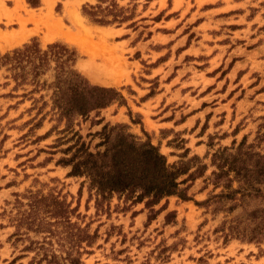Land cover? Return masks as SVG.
<instances>
[{
	"label": "rangeland",
	"instance_id": "obj_1",
	"mask_svg": "<svg viewBox=\"0 0 264 264\" xmlns=\"http://www.w3.org/2000/svg\"><path fill=\"white\" fill-rule=\"evenodd\" d=\"M74 2L0 0V55L32 40L42 49H72L80 75L124 99L74 119L73 132L96 152L104 148L96 135L103 126L126 125L157 146L172 169L187 170L179 181L186 180L180 187L189 199L170 196L148 208L133 203V193L102 197L84 177L68 176L61 163L74 139L62 132L68 123L51 110L50 91L15 89L7 66L0 67V264H37L36 242L60 253L62 224L49 226L56 236L20 224L30 221L32 202L39 207L34 226L41 218L53 222L42 213L52 197L75 210L70 223L96 233L91 246L81 244L82 264H264V185L226 198L211 164L224 148L264 156V0ZM110 3L129 19L99 25L83 14L84 5ZM55 24L64 35L44 41Z\"/></svg>",
	"mask_w": 264,
	"mask_h": 264
},
{
	"label": "trees",
	"instance_id": "obj_2",
	"mask_svg": "<svg viewBox=\"0 0 264 264\" xmlns=\"http://www.w3.org/2000/svg\"><path fill=\"white\" fill-rule=\"evenodd\" d=\"M26 2L31 7L39 6V0ZM83 14L99 25L122 23L129 19L123 16V11L115 3L105 7L100 4L84 5ZM76 59V53L66 45L54 43L42 49L36 40L0 55V67L7 66L15 82V89L29 84L33 89L27 94L41 89L50 91L51 110L58 115L60 121L65 120L68 123L62 132L71 131L70 140L74 139V143L66 149L70 156L61 163L70 167L68 176L84 177L89 189L102 197L113 193H133V203L145 201L148 208L170 196L188 200L186 188L180 187L186 180L179 181V177L187 170L172 169L157 146L148 140L139 141L128 132L126 125L103 126L96 135L101 139L98 146L104 148L96 152H91L77 133L73 132L70 124L74 119L87 118L90 113L98 112L115 102L124 103L122 95L116 89L91 85L80 75L74 68ZM50 71L53 73L51 81L42 79ZM27 94L22 96L26 97ZM40 99L43 100L44 96L41 95ZM42 105L45 107L48 103L43 101ZM241 149L242 146L231 153L224 148L214 153L211 160V164L217 169V172H212L214 185L219 186V179L224 180L222 187L228 191L224 197L229 199H235L238 193L250 194L249 190H254V184L264 185V156ZM204 170L205 166H201L195 173L201 176ZM233 181L238 183L237 189L231 188ZM28 206L31 209L27 214L30 221H26V217L20 221V224H28V230L37 233L43 230L50 236H56L57 233L49 229L50 225L62 224L66 228V234L59 237V246L62 248L58 250L59 254L52 249L51 243L46 248L44 244L36 242L38 247L35 250L41 251L36 263L41 264L44 261L46 264H82L81 255L84 251L81 244L85 242L87 246H91L96 233L90 235L87 228L70 223V216L75 210L52 197L51 205L42 213L48 214L53 222H46L41 218L34 226V221L39 218L31 213L39 211V207L36 208L33 202ZM154 215L155 213L148 219L151 220ZM80 248L82 251H79Z\"/></svg>",
	"mask_w": 264,
	"mask_h": 264
},
{
	"label": "bare ground",
	"instance_id": "obj_3",
	"mask_svg": "<svg viewBox=\"0 0 264 264\" xmlns=\"http://www.w3.org/2000/svg\"><path fill=\"white\" fill-rule=\"evenodd\" d=\"M77 1V0H76ZM74 2V3H77V2ZM46 2H47V0H46ZM49 8V7H48ZM49 18V17H48ZM48 29V28H47ZM57 34V36H58V34H63L64 35V33L63 32H61V29H59V25L58 24H55V25H53V27H51V30H48L46 33H45V35H44V37H43V40L44 41H47V40H50V38H53L55 35ZM67 37V36H66ZM25 37H23L22 39H24ZM21 39V40H22ZM69 42H71V43H76V44H78L79 45V47H81V49H83L85 52H87L86 51V49H85V47L83 46V44L82 43H79V42H77V41H75V40H72V39H69V38H66Z\"/></svg>",
	"mask_w": 264,
	"mask_h": 264
},
{
	"label": "crops",
	"instance_id": "obj_4",
	"mask_svg": "<svg viewBox=\"0 0 264 264\" xmlns=\"http://www.w3.org/2000/svg\"><path fill=\"white\" fill-rule=\"evenodd\" d=\"M76 1V0H75ZM196 118H198V115H196V117L195 116H191V117H189L188 119H187V121L189 122H191V123H194L195 122V120H196Z\"/></svg>",
	"mask_w": 264,
	"mask_h": 264
}]
</instances>
